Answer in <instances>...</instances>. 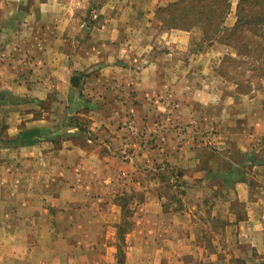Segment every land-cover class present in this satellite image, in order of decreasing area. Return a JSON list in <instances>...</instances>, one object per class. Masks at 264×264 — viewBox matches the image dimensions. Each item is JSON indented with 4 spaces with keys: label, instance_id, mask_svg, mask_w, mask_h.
Returning a JSON list of instances; mask_svg holds the SVG:
<instances>
[{
    "label": "crops",
    "instance_id": "crops-1",
    "mask_svg": "<svg viewBox=\"0 0 264 264\" xmlns=\"http://www.w3.org/2000/svg\"><path fill=\"white\" fill-rule=\"evenodd\" d=\"M163 2L164 0H109V5H106L109 12H107V19L103 17V20L100 19L90 30L87 29L88 36L80 38L82 39L80 42V39L76 40L75 37V28L79 26V23L75 19L74 7H70V4L66 5L65 1L44 0L39 4L37 0H33V2L31 0H14V2L13 0H0V19L7 22L9 26L14 24L20 27L16 36L19 38H22L23 35L26 36L23 40H17L23 44L20 54L28 56V62L23 67L21 64V67H18L16 60H6L4 57V63L0 66V91L8 90L13 94L28 96L29 99L36 101L39 98V117L32 118V115H27V113L26 115L18 113L10 116L8 122L6 121L5 134L8 137L15 136L23 129L38 125L41 132L35 143L17 148H0V157L14 159L15 162L21 164L18 167L14 166V170L23 173L17 174L15 177L26 175L36 180L27 185L29 189L25 187V184H21L24 187L25 196H16L10 199V203L19 205L18 207L21 209L20 203L26 207L31 202L28 196L39 195V217L33 216L31 217L33 221H30L31 224H35L34 222L38 224H35L37 225L36 231H45L47 234L53 235L52 231H72V229L109 231L114 229L120 216L114 195L107 194L106 189L112 181L108 175L110 172L108 168L111 165L117 166L116 168L125 172L138 169L137 166L133 168L137 157L134 161L131 160L130 165L115 162L116 160L111 156L115 155V150L119 148L117 146L120 143L122 126L129 121L137 128L142 127L146 119L150 120L151 115L156 116L162 110L171 112L167 114L172 119L180 121V124L192 122L191 124L195 125L196 119L200 114H203L200 110L204 104L208 108L209 106L215 108V105L211 103L213 101L208 99L205 92L201 89L190 88L186 79L188 69L185 66L183 67L181 63L177 67L176 64L172 66L170 52L150 57L145 49V52L135 57L136 59L134 58L136 63H133V66H124V63L118 62V52L120 51L118 45L123 32L132 31V34L135 26H139L140 23L144 22V26L152 24L153 18L151 21L149 20L152 16L150 12L155 5ZM71 6L74 5L71 4ZM8 25L0 27V36L9 34L6 32ZM82 31L86 33L85 29ZM175 33L182 37V34L187 32L174 30V32L169 33L168 31L164 34L171 36ZM3 38L0 37V43L7 42V39ZM112 43H116L117 46L114 48L115 54L110 59L108 56L111 48L109 44ZM114 58L116 60L113 63L106 61V66H103L104 60H113ZM166 60L168 61L166 62ZM6 62H11L12 66H7ZM95 63L99 64V67H94ZM78 70H83L86 74L80 89L85 99L87 98L84 101L78 99L79 89L70 83L71 74ZM90 99L91 101H89ZM255 103L259 107H255ZM249 105H254V107ZM262 106L264 107V100L250 99L243 104V114L232 115L229 112V115L219 114L212 117L218 131L212 140L218 141L215 143L216 145L228 143L226 147L222 146V148H227L229 144L233 143L243 150H249L251 142L262 135V133L257 135L258 132L255 128L250 130V125L257 122L259 130L262 132L261 126L264 124ZM67 109L69 110L67 111ZM64 112H67L68 116L73 115V117L63 123L67 125V129L56 133L52 126L63 122L60 120L65 118ZM247 114H252V117ZM75 118L78 121H75ZM248 120L251 121L249 124L245 122ZM253 121L256 122L253 123ZM49 125L51 129H48ZM68 125L71 127L68 128ZM78 125L80 131H78ZM85 126L91 131L88 133L85 130L82 131ZM45 133L48 135L46 136ZM169 141L162 150L163 157L183 173L182 179H185L186 184L193 182L189 184L193 185L195 182H199L200 178L197 179L198 181H194L193 178L203 176L205 173L203 171L209 168H200V156L193 148L187 150L185 143L178 142L176 138ZM177 143L183 146L178 148ZM243 152L244 156L247 155L246 151ZM146 155L150 160L152 153ZM246 162L250 163L249 160L244 161V163ZM247 165L244 166V171L241 167L238 169L233 165L229 167V170H220L216 174L218 175L217 180L211 181L212 185L210 186H208L209 182L207 184L199 183V188L202 187V184L215 188L212 196L206 200L199 201L198 194H196L194 202L191 204L183 202V205L180 203L181 205L176 208L175 202L165 203L164 201L163 203V200L149 194L140 209V218L137 220L140 222V220H144L143 218H153L155 222L153 227L135 231H171L173 234L164 236V240L168 244V248L164 250L169 259H163L164 264H186L184 258V254L188 252L186 245L189 243L195 245L193 238L189 236V231H195L193 233L199 231L195 230L196 227L193 225L189 227L188 223L189 220L196 218V207L204 203L205 200L208 202V206L212 205V208L207 209L210 220H221L224 223L223 228L215 231L229 232L227 237L233 242L231 246L236 249L240 245H247L257 252H263L264 160L257 164ZM246 168L257 169L259 179L252 181L246 177ZM237 171H243V174L238 175ZM232 172L235 173L232 174ZM225 176L229 178H223ZM255 182L257 184L253 188ZM96 183L103 190L99 192V196L94 197L89 189ZM38 187L39 194L36 190ZM65 187L69 188L70 195L79 192V190L86 193L87 197L83 199V207L96 209L99 211L98 216L80 218L82 216L80 210H75L78 213L73 216L70 213L57 214L54 208L63 202L59 201L61 198L59 199L57 192L63 188L64 193ZM70 187L73 189L70 190ZM32 191H34L33 194H31ZM253 191L256 192L253 193ZM44 200L47 201L49 207H53L54 211L43 208ZM64 204L70 208L77 203L68 201ZM163 204L168 208L163 209ZM237 204L241 205L240 209L235 207ZM114 208H116V212H113ZM21 217L23 216L19 215L18 217L17 214H14L9 218L14 221L25 220L26 222L28 220ZM85 219L87 223H81ZM95 221H99V225ZM21 222H18L20 226L24 224ZM9 224L4 221L0 230L11 231L8 229ZM205 228L214 231L212 230L214 228ZM216 247L218 253V244ZM40 248H42L41 245H39V251ZM201 250L204 252L201 256L203 263L208 260L207 264H217L215 253H208L204 246L201 247ZM234 256L238 258V253L235 252ZM243 264H247L246 260L243 261Z\"/></svg>",
    "mask_w": 264,
    "mask_h": 264
},
{
    "label": "rangeland",
    "instance_id": "rangeland-1",
    "mask_svg": "<svg viewBox=\"0 0 264 264\" xmlns=\"http://www.w3.org/2000/svg\"><path fill=\"white\" fill-rule=\"evenodd\" d=\"M37 1L40 4L44 0ZM63 1L66 5L70 4V7H74L75 19L79 23V26L75 28L76 40L88 36L87 29L90 30L100 19L103 20V17L107 19L109 12L106 5H109V0ZM175 1L177 0H164L162 4L155 5L150 12L152 16L149 18L150 21L153 18V23L149 26H144L143 22L139 26H135L136 28L132 34V31L123 32L121 42L118 45V50H120L118 52V62L124 63V66H133V63H136L134 58L145 52V49H147V55L150 57L170 52L172 54L170 60L172 66L176 64L177 67L179 63L183 67L185 66L188 69L186 79L190 88L193 90L201 89L205 92L208 99L210 98L213 101L210 102L215 105V108L213 106L208 108L204 104L200 110L203 114H200L199 118L196 119L195 125L191 124L192 122L180 124V121L169 116L171 112L162 110L156 116L151 115L150 120L146 119L142 127L137 128L129 121L122 126L123 131L119 139V146H117L119 148L115 150V155L111 156L116 160L115 162H121V164L122 162L130 164L131 160L134 161L137 157L139 160L134 161L133 168L137 166L138 169L125 172L116 168L117 166L111 165L108 168L110 171L108 175L109 178H112V181L106 190L107 194L114 195L120 216L116 227L109 231H79L78 229H72V231H52L53 235L47 234L45 231H36L38 224L36 222L34 223L37 225L31 224L30 221H33L31 219L33 216L39 217V195L36 197L28 196L31 202L26 207L20 203L21 209L18 207L19 205L10 203V199L16 196H25L24 187L21 184H25V187L28 188L27 185L36 180L26 175L15 177L17 174L23 173L14 170L15 167L21 166V164L15 162L14 159L9 160L0 157V227L5 221L6 224L10 223L8 229H11V231L0 230V264H51L53 262L54 264H164L163 259H168L164 250L168 248V244L164 240V236L173 233L160 230L135 231L153 227L155 222L153 218H143L144 220H140V222L137 220L140 218V209L148 195L151 194L154 198L157 197L161 201L163 200V203L164 201L165 203L168 201L175 202L176 208L181 204L183 205V202H187V204L194 202L196 194H198L199 201L206 200L212 196L215 188L206 187L205 184H202V187L199 188V183L207 184L209 182L208 186H210L212 185L211 181L217 180L218 175L216 174L220 170H229L232 165L238 169L241 167L243 170L244 166L247 165L246 163H249H244V161L249 160L250 163L257 164L264 160V124L261 126L262 132H260L256 121H253L256 124L250 125V130L255 128L258 132L257 135L259 133H262V135L251 142L248 147L249 150H243L233 143L225 148L228 143L216 145L215 143H218V141L212 140V137L218 132L212 117L219 114L229 115V112L232 115L243 114L245 101L250 99L264 100V46L261 49L260 45L264 43V39L252 36V33L247 31V23H237L239 0H229L219 31L212 40H207V36L203 37L201 29L197 25L188 30H181L187 32L182 34V37L176 33L171 36L169 34L165 35V32L169 31L170 33L174 30H180L170 29L166 25L169 18H167L166 11L163 10ZM71 4L74 6H71ZM6 23L0 19V27L8 25ZM19 28L14 24L8 25L6 32H9V34L0 36L7 39L6 43H0V66L4 63V57L6 60H16L18 67L27 64L28 56L20 54L23 44L17 42V40H23L26 36L23 35L22 38L16 36L17 31H20ZM84 29L86 33L82 31ZM79 41L82 42V39ZM116 46V43L109 44V47H111L108 53L110 59L115 54L114 48ZM115 60V58L104 60L103 66H106V61L107 63H113ZM128 60L132 63H129ZM11 62H6L8 63L7 66L11 67ZM93 66L99 67V64L95 63ZM85 75L83 70H78L73 72L70 77V83L72 79L71 85L74 84L73 86L79 89L78 99L81 101L87 100L84 94L80 92ZM249 106L254 107V105ZM255 107H259V105L255 103ZM262 109H264L263 106ZM18 113H24L23 115L27 113V115H32V118L39 117V98L36 101L29 99L28 96L13 94L8 90L0 91V148L27 146L33 142L35 143L39 138V133H41L39 125L23 129L16 135L14 134L15 136L8 137L5 134L6 121L8 122L10 116ZM247 115L252 117V114ZM64 117L60 120H63V122L52 126L56 133H60L65 128L67 129V125L63 123L71 119L73 115L68 116L67 112H64ZM75 121H78L77 118H75ZM245 122L249 124L251 121ZM118 127L121 128L119 125ZM48 129H51L50 125ZM79 129L78 125V131L81 130ZM84 130L87 133L91 131L86 126L82 131ZM28 131L31 133L33 131L31 142L24 145L7 146L9 139ZM45 134L48 135V133ZM175 138L178 142L185 143L187 150L193 148L197 152L201 159L199 162L201 163L200 168H209L203 171L205 172L204 175L201 172L203 176L193 178L194 181L200 178L199 182H195L193 185H189L193 182L186 184L185 179H182L183 173L175 165L166 161L162 155V150L170 142L169 140ZM176 146L179 148L183 145L177 143ZM222 146L225 147L222 148ZM243 151H246L247 155L244 156ZM147 153H152L150 160L146 155ZM243 171H237L236 174L242 175ZM28 172L32 173L31 171ZM245 172L246 177H249L252 181L259 179L257 169L249 170V168H246ZM256 184L257 182L254 183L253 188ZM72 189L73 187H70V190ZM36 190L39 194V187ZM101 190L103 189L100 188L98 183L89 189L94 197L99 196ZM255 192L253 191V193ZM33 193L34 191L31 194ZM61 193H63V188L57 192L59 199L61 198L59 201H63L54 208L57 214L70 213L73 216V214L78 213L75 210H80V215H82L80 218L98 216L99 211L96 209L83 207V199L87 197L86 193L79 190V192L70 195L69 188L66 189V187L63 196H61ZM205 200L204 203L196 207V218L189 220L188 223L189 227L193 225L196 227L194 229L199 231H196V233H193L195 231H189L190 234L193 233L189 236L193 238L195 245L190 243L187 244L188 246L186 245V251L188 252L184 254L185 263L207 264L209 261L203 263L201 258L202 253H204L201 247L204 246L208 253L216 254L217 264H243L244 260L247 264H264V251L257 252L247 245H240L235 249L234 246H231L233 242L227 237L229 232L215 231L223 228L224 223L221 220H210L207 209L212 208V205L208 206V202ZM68 201L77 204L67 208L64 203ZM43 204L44 209L54 211L53 207H49L47 201ZM235 207L240 209L241 205L237 204ZM165 208H168V206L165 207V204H163V209ZM113 212H116V208ZM14 214H17L18 217L21 215L23 216L22 219L27 218L28 220L26 222L25 220H21L22 222L11 220L9 217ZM111 216L113 217V213ZM111 220L113 219L111 218ZM18 222H24V224L20 226ZM83 222L87 223V220L85 219L81 223ZM95 223L99 225L100 222L95 221ZM136 226L138 227L136 228ZM205 227L214 228L212 229L214 231H209ZM217 244L218 253L216 251ZM39 245L42 247L40 251ZM170 247L172 246L170 245ZM235 252L238 253V258H235Z\"/></svg>",
    "mask_w": 264,
    "mask_h": 264
},
{
    "label": "trees",
    "instance_id": "trees-1",
    "mask_svg": "<svg viewBox=\"0 0 264 264\" xmlns=\"http://www.w3.org/2000/svg\"><path fill=\"white\" fill-rule=\"evenodd\" d=\"M228 5L229 0H177L163 10L169 18L166 25L170 29L188 30L197 25L203 37L207 36V40H212L219 31ZM240 22L248 24L247 31L252 33V36L264 39V0H239L237 23ZM260 45L263 49L264 43ZM32 133L28 131L9 139L7 146L24 145L31 142ZM223 178L228 179L229 177Z\"/></svg>",
    "mask_w": 264,
    "mask_h": 264
}]
</instances>
